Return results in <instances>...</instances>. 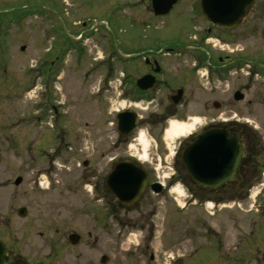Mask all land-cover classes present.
I'll use <instances>...</instances> for the list:
<instances>
[{
  "label": "rangeland",
  "instance_id": "1",
  "mask_svg": "<svg viewBox=\"0 0 264 264\" xmlns=\"http://www.w3.org/2000/svg\"><path fill=\"white\" fill-rule=\"evenodd\" d=\"M12 5L15 14L10 13L9 8ZM128 15L129 10L116 6L115 2L110 10L103 11L97 0H0V237L8 238L6 234L12 233L13 241L23 240L25 238H20L25 229L23 224H29L33 231L28 232L31 235L25 240H28L30 245H36L31 249L33 259L41 255L42 252L37 250L45 239V236H37L46 233L41 220L50 217L47 215L45 203L57 206L54 204L62 201V196L57 190L58 174L55 171L49 179L51 184L49 193H44L48 183L43 176L44 162L39 156L41 152L43 153L41 148L51 150L54 143L49 136L53 134L54 139L61 136L59 129L63 126L62 122L66 123L65 132L68 128L71 129L75 125L76 113L79 132L85 131V139L82 142L74 140L75 142L69 146L71 149L66 148L67 153H64L57 163L73 168L75 174H82V168H77L74 164L81 162L85 157L83 150L88 153L87 150L91 148L88 123L91 122L89 114L92 110L89 108L90 106L93 108L92 103L96 105L92 119L97 120L101 107V103L94 99L98 86L96 79L99 74L107 72L121 77L124 59L137 55V46L127 43L133 37L136 39L137 35L143 32L151 36L150 32L162 34L164 31L159 25L143 27L136 23L131 25L124 20ZM249 41L247 40L246 44ZM50 46L56 52L60 51L64 58V62L60 64L58 78L55 74L49 76L45 74L46 67L42 59L47 57L44 54L45 48ZM241 46L229 47L236 55L234 59L240 61V66L231 69L232 74L220 80L223 82H218L219 86L224 88L222 92L224 108L202 114L198 107L192 104L186 118L172 117L169 122L173 119L185 122L196 120L193 131L197 129V132L203 128L204 122L209 120H223L244 126L257 133L259 151L261 150L260 154L264 156V109L261 108L262 104L254 103L258 93L264 95V40L257 34L251 47L241 49ZM225 52L229 51L225 49ZM253 58L257 60L258 67L253 64ZM199 81L193 79L191 87L193 99L202 96L216 98V91L208 88L213 86L207 84L206 87V84L201 85ZM235 89H240L244 93L242 101L233 100L232 94ZM48 101L53 105L59 104L56 106L58 113L52 118L51 127L49 116L43 113L50 109L51 104ZM108 105L114 109L121 107L113 100ZM85 122L88 123L85 125ZM104 132H107L112 137V142L116 144L115 126ZM64 136L65 141H68L67 133ZM134 137L135 139L128 143L129 146L113 145V155L124 156L129 152L139 157L140 161L150 160L154 146L146 129L140 127ZM179 140L167 144L166 160L161 162L157 170L161 179L172 172L170 168L175 152L178 153ZM164 141L167 143L165 132ZM73 157L78 161H73ZM59 168L64 169L62 166ZM69 173L65 178L72 176V171ZM18 176L21 177V182L15 185L14 179ZM262 177L259 182H264V175ZM176 182L182 184V181L178 180L172 186L177 184ZM259 182L241 194L243 197L239 200V208L229 202L221 210L203 207L202 204L187 203L186 207L180 210L178 205L182 206L186 202L190 197L189 192L184 191L179 197L170 187L161 195H151L154 197L151 206L153 209L156 208V214L151 216V213H145L143 217L147 218L145 219L148 220L147 223L135 210L129 208L127 213L116 205L110 224L111 231L105 233L100 231L102 227L92 222V214H89L88 209L96 207L91 204L90 191L81 187L77 192L79 199H74L80 205L77 217L79 229L81 233L85 234L91 230L100 236L95 250L88 251V247L84 243L81 244L80 264L89 261L91 264H100V255L104 252L108 256L106 264H137L138 261L146 264L147 257H141L142 236L149 237L147 238L150 240V252L155 257L152 264L169 262L168 255H171L172 251H178V254L185 257V254L188 255L191 250H195L198 245L196 242H204L213 234L217 236V240L223 235L222 249L237 250L238 245L240 248L242 245L239 244V239L250 238L260 243L259 250L264 251V214L253 210L254 206H251L253 202L254 204L261 202L264 187L261 189ZM53 185L56 187L52 188ZM254 191L257 192V196L248 197ZM142 203L143 201L140 209H145L146 206ZM18 207L26 208L24 217L17 214ZM212 211L215 212L210 216L209 212ZM208 216L213 217L212 220ZM151 217L152 224L149 225ZM26 219L29 221L26 222ZM210 221L214 225L213 228L219 230L222 235L218 236V231L211 230L208 225ZM47 230L50 232L51 229ZM109 238L112 239L111 246L104 250L105 241ZM215 241L216 239L212 240L213 245ZM213 245L202 248L198 259L215 251ZM195 256L190 258L192 264H195L193 262L197 258ZM189 260L185 263L191 264Z\"/></svg>",
  "mask_w": 264,
  "mask_h": 264
},
{
  "label": "flooded vegetation",
  "instance_id": "2",
  "mask_svg": "<svg viewBox=\"0 0 264 264\" xmlns=\"http://www.w3.org/2000/svg\"><path fill=\"white\" fill-rule=\"evenodd\" d=\"M97 2L103 11L110 10L114 2L116 6L128 9L129 15L124 20L131 25H134V23L142 27L151 24L159 25L162 26L164 31L162 34L150 32L151 36L143 32L138 34L136 39L133 37L127 43L137 46V55L124 59V70L121 77L106 73L99 74L98 79H96L98 86L94 99L101 103L99 117L97 120L92 119L97 107L91 102L93 105V108L92 106L89 108L92 110L89 114L91 122H85V125L88 123L90 127L91 148L87 150L88 153L83 150L85 157L81 159V162L77 158L76 160H74V157L72 159L78 161L74 165L77 168H82V174H75L73 168L57 163L58 159L64 153H67L66 148H70L69 146L75 142L74 140L82 142L85 139V131L79 132L80 128L77 125L79 120L76 113L74 116L75 125L71 129L68 128L65 132L66 123L62 122L63 126L59 129L61 136H56V139H54L53 134L49 136L54 143L51 150L47 151L41 148L43 153L41 152L39 155L44 162L42 171L45 181L48 183L44 188V193H49L51 188L49 179L56 172L58 174L56 185H59L57 190L62 196V201L54 204L57 206H53L49 202L45 203L47 215H50V217L41 220L42 228L46 233L37 235L40 237L45 236L37 250V252L40 250L43 254L41 253L36 259L32 258L31 249L35 248L36 245H30V242L25 239L31 235L28 232L33 231V228H30L29 224H23L25 229L20 234V238L25 239L13 241L11 239L12 233L6 234L8 238L0 237L5 246V256L7 257L4 264H80L82 243L88 247V251L95 250L100 235L92 233L91 230L84 234L79 229L80 224L77 217L80 205L74 199H79L77 192L81 187L90 191L91 204L96 207L87 208L89 214H92V222L102 227L100 231L105 233L111 231L110 224L113 220L114 208H117L116 205L127 213L131 208L141 217L145 213H151V216H155L156 208L153 209V206H151L154 197L151 195L158 196L165 193L176 179L185 181L186 189L190 192H200L204 197L220 201L230 197V195L250 190L263 178L264 156L256 153L257 133L252 129L224 122L223 120L205 121L201 131L211 127L224 126L226 130L239 135L243 154L233 176L229 180L213 188H198L182 172L181 149L190 142L192 136L197 134L196 131L191 137L178 141V153L175 152L170 168L172 172L165 177L166 180L160 178L157 170L161 162L166 160L167 144L164 141V132L170 118H186L187 113L191 111L192 104L198 107L199 112L202 114L224 108L222 98L224 88L220 87L218 82H223L220 80H224V77L231 75V69L240 66V61L234 59L236 55L233 53V49L229 50V47H237L243 44L241 49H245L251 47L257 34L262 37L264 0H254L242 19L234 27L229 28L220 27L208 20L201 10L200 0H175L165 14L154 13L152 0H97ZM247 40H251L248 42L249 45L246 44ZM225 49L229 52H225ZM44 54L47 57L42 59L43 65L47 66L49 72L57 77L60 73V64L64 62V58L61 56L60 51L56 52V50L51 49V46L45 48ZM256 61L254 58L252 59L253 64L258 67ZM86 73L88 75V72ZM193 79L197 81L199 79V83L201 85L206 84V87L207 84L213 86L208 88L216 91V98L209 99L202 96L199 99L198 97L193 99V90L191 89ZM101 82L102 85H100ZM236 90L241 91L240 89L234 91ZM104 93H106L105 96ZM112 100L121 107L114 109L111 105L109 106L108 103ZM262 102H264V95L258 93L254 103L262 104L261 108L264 109V103ZM50 104V109L43 113L49 116L52 121V118L58 113V107L53 105L52 102ZM122 112L126 114L134 113L136 116L134 126L127 134L119 130L116 119L117 114ZM108 114H111V116L108 117ZM113 125L116 131V144L112 142V137L104 132V130L112 129ZM140 127L146 129L153 142L154 150L151 159L140 161L139 157L129 152L124 156H114L113 145L115 147L120 144L129 146L128 143L135 139L134 135ZM66 133L68 141L64 139ZM71 134L72 139L70 140ZM124 161L132 162L143 170L146 175L143 190L140 192L138 199L132 204H124L116 200L107 184L108 175L114 166ZM59 166L64 169L59 168ZM71 171L72 176L65 178ZM153 184L162 186L159 193L152 192ZM259 184L262 187L264 186V182L260 181ZM56 185H53L52 188H55ZM142 201V204L146 206L145 209H140ZM147 206H149V209H147ZM126 218H128L127 214ZM145 219L147 218H142V220ZM30 220L32 221V219ZM25 221L27 222L29 219ZM145 221L148 222V220ZM149 221V225H151L152 217ZM205 225L208 226L206 223ZM47 228L51 229L50 232ZM146 238L142 236L141 239L142 254H146V256L141 254V257H147L146 264H152L155 257L150 252L149 237ZM222 240V238H219L215 251L203 258L198 259L201 250L196 249L195 257L197 258L193 262L195 264H257L258 262L264 264V251L260 252V250L254 249L256 248L254 239H239L238 242L243 247L240 248L238 245L237 250L231 251L222 249ZM111 241V238L106 239L104 250L111 246ZM205 242V246L211 245L207 239ZM137 247H140V243L137 244ZM104 253H101V255H105ZM191 257H194L193 254L184 258L178 255L173 259V264H188L185 261ZM189 262L192 264V259ZM86 264H91V262L89 261ZM137 264L143 263L138 261Z\"/></svg>",
  "mask_w": 264,
  "mask_h": 264
},
{
  "label": "water",
  "instance_id": "3",
  "mask_svg": "<svg viewBox=\"0 0 264 264\" xmlns=\"http://www.w3.org/2000/svg\"><path fill=\"white\" fill-rule=\"evenodd\" d=\"M175 0H153L156 14H164ZM254 0H201L205 16L223 27H234L244 16ZM264 37V28L262 30ZM24 47H21L23 49ZM236 100L242 99L240 92L234 94ZM121 132L127 134L135 123V114L124 112L117 115ZM127 128V129H126ZM242 154V146L238 135L230 133L223 127L210 128L198 134L191 143L183 148L181 153L182 165L190 179L198 186L214 187L230 179L238 165ZM146 181L145 173L130 162L124 161L114 166L108 175L107 184L112 194L124 204L136 200ZM20 182L18 177L15 184ZM152 190L159 192L160 185L153 184ZM24 216V208L18 210ZM5 249L0 242V264L6 258ZM106 257H102L104 263Z\"/></svg>",
  "mask_w": 264,
  "mask_h": 264
},
{
  "label": "bare ground",
  "instance_id": "4",
  "mask_svg": "<svg viewBox=\"0 0 264 264\" xmlns=\"http://www.w3.org/2000/svg\"><path fill=\"white\" fill-rule=\"evenodd\" d=\"M196 120L190 121H178L173 119L169 122L167 129L165 130V136L167 139V144L174 142L175 140H179L181 138H185L193 131L195 126ZM142 141L143 138L141 137ZM144 142V141H143ZM172 192L176 193L177 195H181L182 191L179 187H173Z\"/></svg>",
  "mask_w": 264,
  "mask_h": 264
},
{
  "label": "trees",
  "instance_id": "5",
  "mask_svg": "<svg viewBox=\"0 0 264 264\" xmlns=\"http://www.w3.org/2000/svg\"><path fill=\"white\" fill-rule=\"evenodd\" d=\"M256 146H257V144H256Z\"/></svg>",
  "mask_w": 264,
  "mask_h": 264
}]
</instances>
